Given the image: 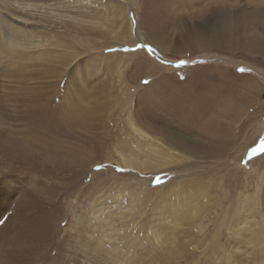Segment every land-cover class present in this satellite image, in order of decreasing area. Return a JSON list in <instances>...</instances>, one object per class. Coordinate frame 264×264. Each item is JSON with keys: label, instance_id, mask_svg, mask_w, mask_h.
Returning <instances> with one entry per match:
<instances>
[{"label": "rangeland", "instance_id": "obj_1", "mask_svg": "<svg viewBox=\"0 0 264 264\" xmlns=\"http://www.w3.org/2000/svg\"><path fill=\"white\" fill-rule=\"evenodd\" d=\"M200 6L201 2L193 8ZM141 44L151 45L155 52ZM140 51L144 52L136 54ZM106 52L110 57L106 79L97 82L113 87L107 89L105 107L90 128L66 116L63 87L73 75V82L77 79L73 70L62 77L47 73L18 81L0 74V103L8 120L6 134L0 136V264L125 263L130 252L137 254L133 264H264V243L261 246L260 237L253 233L258 225L260 233L264 228V60L225 49L196 52L184 40L155 41L148 34L133 46ZM8 69L11 73L16 67ZM244 81L258 86L246 87ZM176 88L200 94L226 89V96L241 97L247 106L240 119L228 116L230 136L217 138L215 131L209 134L201 129L216 126L215 112L197 115L192 124L173 115L170 102ZM41 101L59 105L57 116L63 125L54 136L53 149L62 152L57 158L64 156L65 169L61 164L48 168L38 161L28 163L24 155L16 157L10 149L8 139L13 137L35 151V139L24 130L27 110ZM180 107L191 109L188 104ZM250 117L254 119L247 124ZM132 124L158 139L176 162L144 174L101 163L88 168L87 176L73 180L66 148L88 135L103 142L109 136L115 141L120 136L130 139L135 134ZM179 140L211 153L196 155L179 146ZM106 177L109 180L102 188ZM136 177L152 188L140 185ZM97 185L103 190L97 192ZM98 199L113 210L104 227L90 207L93 202L98 205ZM199 201L206 205H196ZM142 240L145 244L139 245Z\"/></svg>", "mask_w": 264, "mask_h": 264}, {"label": "bare ground", "instance_id": "obj_2", "mask_svg": "<svg viewBox=\"0 0 264 264\" xmlns=\"http://www.w3.org/2000/svg\"><path fill=\"white\" fill-rule=\"evenodd\" d=\"M199 2L201 6L193 8V5ZM143 27L146 32H142ZM146 34L155 41L184 40L196 52L225 49L258 55L264 60V0H0V74L4 79L12 76L13 80L18 81L45 76L47 73L50 76L62 77L68 69L73 70L77 79L73 82L72 74L71 81L68 79V83L63 87V96L68 102L66 116L68 120L90 128L94 121H97L100 109L105 107L103 98L110 92L107 89L109 86L113 87L110 83L97 82L98 79H106L105 74L107 75L106 71L110 65L106 50L125 45L133 46L137 41L145 40ZM111 54L122 55L119 52ZM82 63H85L86 69L81 71L79 69L82 68ZM115 64L120 66L121 60L115 61ZM9 67L16 69L8 73ZM245 83L246 87L258 86L254 81ZM226 93V89H211L210 94H200L191 88H176V91L171 93L174 98L170 102L174 105L173 115L179 116L177 119L183 117L186 123L192 124L195 123L194 118L197 115L215 112L220 116L219 118L216 115L218 120L214 119L216 126L213 123L215 127L208 125L207 129V125H202V132L210 134L215 131L217 138L222 134L228 137L232 131L228 119L243 117L247 102L241 97L237 100L230 97L231 100ZM54 100L56 102L55 97ZM126 100L132 103L127 96ZM179 104H188L191 109H181ZM57 108L59 105L46 101L30 106L24 132L35 139L36 148L33 151L26 144L11 137L8 139L12 142L10 149L16 157L24 155V161H31L33 164L38 161L48 168L61 164L65 169L64 156L57 158L62 152L53 149L54 136L60 132V126L63 125V121L57 116ZM225 116L227 118H224ZM253 119L250 117L245 122L250 124ZM7 126V115L4 114L0 103V136H5ZM132 126L135 134L130 136V139L120 136L115 141L113 136L108 135V141L103 142L88 135L79 143L66 148L63 152L68 157L67 170L74 174L73 180L84 174L87 176L88 168L93 170L96 164L101 163L109 164V168L110 165H118L144 174L176 162V157L167 155L158 139L148 135L137 125ZM178 142L179 146L196 155L211 153L210 150L209 152L200 149L195 144L188 147L183 140ZM151 146H157L159 149L154 151ZM44 153L45 156L42 155ZM157 156L161 158L155 159ZM129 175L135 177L133 174ZM136 179L140 185L143 183L149 186L146 180L139 177ZM108 180V177L102 180V188ZM162 187L164 185L159 188ZM96 188L97 192L102 189L100 185ZM172 192L168 191L169 194ZM196 205L202 206L204 203L199 201ZM90 207L93 213H98L100 224L104 227L108 223L107 217H110L113 211L107 208V201H99L98 205L93 202ZM259 227L261 225L257 226ZM257 228L253 233L256 234L255 238L260 237L258 239L262 246L264 228L260 229L261 233ZM143 244L145 240L139 243ZM136 255L130 252L125 256V263L113 264H130V261L133 264L137 260Z\"/></svg>", "mask_w": 264, "mask_h": 264}, {"label": "snow or ice", "instance_id": "obj_3", "mask_svg": "<svg viewBox=\"0 0 264 264\" xmlns=\"http://www.w3.org/2000/svg\"><path fill=\"white\" fill-rule=\"evenodd\" d=\"M139 47L141 48H148V50L150 52H155V49L151 46V45H144V44H141L139 45ZM181 63H187V61H181ZM243 71V69H241ZM144 83H149L148 81H144ZM98 167H103V165H98Z\"/></svg>", "mask_w": 264, "mask_h": 264}]
</instances>
